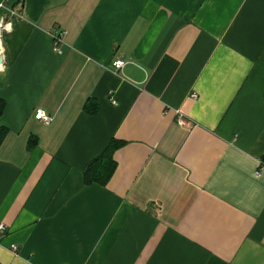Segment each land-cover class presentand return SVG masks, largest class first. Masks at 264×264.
I'll return each instance as SVG.
<instances>
[{
	"label": "crops",
	"instance_id": "crops-1",
	"mask_svg": "<svg viewBox=\"0 0 264 264\" xmlns=\"http://www.w3.org/2000/svg\"><path fill=\"white\" fill-rule=\"evenodd\" d=\"M1 2L0 264H264V0Z\"/></svg>",
	"mask_w": 264,
	"mask_h": 264
},
{
	"label": "trees",
	"instance_id": "trees-1",
	"mask_svg": "<svg viewBox=\"0 0 264 264\" xmlns=\"http://www.w3.org/2000/svg\"><path fill=\"white\" fill-rule=\"evenodd\" d=\"M3 109L4 102L0 100V116L2 115ZM87 110L89 112L95 111L88 108ZM33 144V140L31 139L28 143V147H32ZM119 145L120 144H117V142L115 143L111 141L103 155H101L99 158H97L87 166L83 173V181L85 186L91 185L93 183H97L99 185L106 184L116 168V163L113 159V153Z\"/></svg>",
	"mask_w": 264,
	"mask_h": 264
},
{
	"label": "built area",
	"instance_id": "built-area-1",
	"mask_svg": "<svg viewBox=\"0 0 264 264\" xmlns=\"http://www.w3.org/2000/svg\"><path fill=\"white\" fill-rule=\"evenodd\" d=\"M18 16V10L16 8H9L7 6H5V4L3 2L0 3V37L2 36L3 32H7V30H5L4 25L9 24L8 23V18L11 17H17ZM51 40L53 43V49L57 52V53H61L62 51V45H63V31L62 30H56L53 33H51ZM125 62L122 59H115L112 62V67L114 68V70L118 71L121 70L124 66ZM193 98L195 97V95L192 96ZM110 103L112 105H114L116 103V101L113 98H110ZM44 112V111H43ZM44 116L39 117L38 118V110L35 112V119L44 123V124H49L52 120V117L49 116L48 114H46L44 112ZM178 122L180 124H184V120L183 118L180 116L178 118ZM5 231V226L3 224H0V233ZM11 251L15 252L16 251V246H12L11 247Z\"/></svg>",
	"mask_w": 264,
	"mask_h": 264
},
{
	"label": "clouds",
	"instance_id": "clouds-1",
	"mask_svg": "<svg viewBox=\"0 0 264 264\" xmlns=\"http://www.w3.org/2000/svg\"><path fill=\"white\" fill-rule=\"evenodd\" d=\"M4 28H5V30L11 32V30H12V25H11V23H9V24H7V25H4ZM2 53H3V48H0V54H2ZM3 70H4V67H3L2 64H0V71H3ZM44 115H45V114H44L43 110H38V118H39V117H42V116H44Z\"/></svg>",
	"mask_w": 264,
	"mask_h": 264
},
{
	"label": "rangeland",
	"instance_id": "rangeland-1",
	"mask_svg": "<svg viewBox=\"0 0 264 264\" xmlns=\"http://www.w3.org/2000/svg\"><path fill=\"white\" fill-rule=\"evenodd\" d=\"M0 41H1V37H0ZM0 45H1V42H0ZM0 58H2V54L0 55Z\"/></svg>",
	"mask_w": 264,
	"mask_h": 264
},
{
	"label": "water",
	"instance_id": "water-1",
	"mask_svg": "<svg viewBox=\"0 0 264 264\" xmlns=\"http://www.w3.org/2000/svg\"><path fill=\"white\" fill-rule=\"evenodd\" d=\"M0 64H2V58H0Z\"/></svg>",
	"mask_w": 264,
	"mask_h": 264
}]
</instances>
